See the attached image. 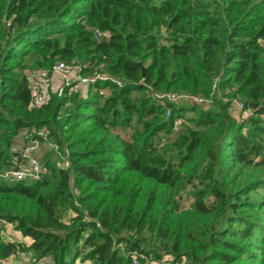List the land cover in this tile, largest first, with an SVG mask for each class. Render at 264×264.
<instances>
[{"label": "trees", "instance_id": "16d2710c", "mask_svg": "<svg viewBox=\"0 0 264 264\" xmlns=\"http://www.w3.org/2000/svg\"><path fill=\"white\" fill-rule=\"evenodd\" d=\"M56 62L105 74L107 95L34 104L26 69ZM233 100L254 116L240 120ZM263 124L264 0H0V170L35 129L70 161L50 153L42 181L0 180V230L22 237L0 235V260L264 264Z\"/></svg>", "mask_w": 264, "mask_h": 264}, {"label": "built area", "instance_id": "2783aa9c", "mask_svg": "<svg viewBox=\"0 0 264 264\" xmlns=\"http://www.w3.org/2000/svg\"><path fill=\"white\" fill-rule=\"evenodd\" d=\"M81 67L77 65H68L64 62H56L51 69H34L26 73V79L32 90L34 104H39L43 99L41 94L47 80H60V83L68 94L87 93L88 89L94 88V91L101 96H106V90H97L95 87L99 82L110 80L105 75L95 73L92 76H83ZM119 87L122 84L119 81H113ZM153 97L162 104H187L194 103L201 107L211 105V101L201 95L189 96L186 94L156 92ZM234 110L238 117L245 121L254 116L251 110L244 109V104L240 100H233ZM171 111H166V119L169 120ZM182 120L175 122V128H180ZM264 127V124H263ZM23 135L22 141H17L18 137ZM11 146V159L8 166L0 170V180L8 183L21 182H39L49 175V168L45 164L46 157L53 153V160L57 161L61 168L67 169L70 165L69 151L66 148H60L49 138V133L44 130L24 131L20 134ZM21 142V143H20ZM46 152L45 154L43 152ZM18 257V256H17ZM17 257H11L8 260H0V264H14ZM19 257H25L20 254ZM141 261L149 262L145 256L133 255L130 264H140ZM42 263H48L46 260ZM153 264H169L168 262L155 261Z\"/></svg>", "mask_w": 264, "mask_h": 264}, {"label": "rangeland", "instance_id": "374dc122", "mask_svg": "<svg viewBox=\"0 0 264 264\" xmlns=\"http://www.w3.org/2000/svg\"><path fill=\"white\" fill-rule=\"evenodd\" d=\"M72 66H74V65H72ZM78 66V65H77ZM33 68H35V66H33V65H30L29 66V68H27L26 70H28V69H32V70H34ZM102 74V73H101ZM102 75H105V74H102ZM43 84H45V86H44V88L42 89L43 90V93L41 94V96H42V99H44V101H47L49 98H51L54 94H57L58 95V92H59V94L61 95L60 97L61 98H64L65 96H64V94H65V89H63V87H62V85H61V83L60 82H58V81H56V79L55 80H47V81H44L43 82ZM47 88V89H46ZM59 96V95H58ZM74 99V97H72L71 99H69L68 100V102L65 104V110H69V109H71V107H72V103H71V101ZM188 105H194V103H188ZM189 115H192V114H189ZM64 117V115L62 116V118ZM241 120V119H240ZM61 121V120H60ZM53 128V127H52ZM54 129L56 130V131H58L57 130V128H55L54 127ZM128 133H131V132H126V133H122V136H124V137H129V134ZM179 135V130H175L170 136H168V137H166V136H162V139H163V143H164V145H169L170 143V141H175V139L177 138V136ZM24 136L23 135H20V137H18V139H17V141H22ZM167 139H169V140H167ZM21 143V142H20ZM44 154L46 153L45 151L43 152ZM230 179H232L231 177L228 179V180H230ZM187 192H188V190H187ZM187 192H181L180 193V195L183 197V204L182 205H185V206H190V204H192L191 203V201L189 200V193H187ZM71 215V212H67L66 214H65V217H68V216H70ZM2 225H3V223H0V227H2ZM0 235H2L4 238H7V237H10V238H12V239H16L17 237H19V238H22L21 237V235L19 234V233H16L14 230H13V228L11 229L7 224H5L4 226H3V230L1 231L0 230ZM25 243H29L27 240L25 241ZM23 258V257H22ZM14 264H26L24 261H22V259L21 260H16V263H14ZM32 264V263H31ZM33 264H35V263H33ZM75 264H87V263H83V262H81L80 260H78V261H76V263ZM186 264H191V263H189V262H186Z\"/></svg>", "mask_w": 264, "mask_h": 264}, {"label": "crops", "instance_id": "0c3cea01", "mask_svg": "<svg viewBox=\"0 0 264 264\" xmlns=\"http://www.w3.org/2000/svg\"><path fill=\"white\" fill-rule=\"evenodd\" d=\"M56 81H58V82H60V80H58V79H56ZM8 239L10 238V237H7ZM10 239H12V238H10ZM16 239H20L19 237H17ZM22 259V261H24L26 264H31V260H30V258L28 257V256H25V257H17V260H21ZM83 263H87V264H90L89 262H83Z\"/></svg>", "mask_w": 264, "mask_h": 264}]
</instances>
